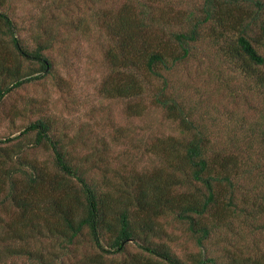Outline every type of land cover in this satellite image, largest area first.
Wrapping results in <instances>:
<instances>
[{
    "label": "trees",
    "instance_id": "trees-1",
    "mask_svg": "<svg viewBox=\"0 0 264 264\" xmlns=\"http://www.w3.org/2000/svg\"><path fill=\"white\" fill-rule=\"evenodd\" d=\"M143 2L117 5L102 17L109 42L104 58L120 77L104 89L110 97L149 96L176 124L178 135L155 145L160 167L120 183L108 177L100 159L77 157L80 144L51 136L52 124L44 118L18 136L0 138L4 145L33 135L34 146L52 153V173L29 167L20 186L12 173L0 172V264H187L162 240L169 235L160 220L168 216L186 225L199 248L188 264H219L220 254L210 250L213 237L246 213L241 183L256 177L259 156L251 160V147L231 144L227 152V146L213 144L195 121L196 104L187 107L172 93L167 76L193 57L205 29L225 59L264 88V74L258 73L264 68V0H200L185 28L166 20L162 26L148 16ZM52 5L61 12L69 7L64 0ZM0 8L1 104L15 89L49 73L45 52L55 36L46 33L34 49L26 48L13 7L0 0ZM25 62L44 74L24 75ZM138 107L136 115L142 113ZM251 137L258 140L256 133ZM131 245L138 252H130ZM229 247L234 246L225 239L220 250L225 254Z\"/></svg>",
    "mask_w": 264,
    "mask_h": 264
},
{
    "label": "rangeland",
    "instance_id": "rangeland-1",
    "mask_svg": "<svg viewBox=\"0 0 264 264\" xmlns=\"http://www.w3.org/2000/svg\"><path fill=\"white\" fill-rule=\"evenodd\" d=\"M6 1L15 11L13 17L26 48L34 49L38 38L45 40L46 33L51 38L53 34L55 41L45 52L51 64L49 73L15 89L0 104V138L18 136L29 123L44 118L52 124L51 136L62 135L66 142L80 144L75 149L77 157L100 159L115 183L130 182L133 176L160 167L155 145L168 136L176 137V124L151 104L149 96L110 97L104 89L120 77L104 58L109 42L101 29L102 17L117 5L133 6L137 0H64L69 6L64 12L56 10L52 0ZM142 1L151 19L183 28L188 14H197L200 3ZM208 36L202 29L193 57L167 77L171 92L180 95L187 107L196 104L195 121L206 129L213 144L227 146V152L232 150L231 144L251 147V160L259 156L255 160L259 166L256 177L246 176L241 183V193L249 203L248 207L241 205L246 213L213 237L210 250L220 254L219 264H264V88L259 80L247 78L233 67ZM259 72L264 74V68ZM23 74L44 73L37 64L25 62ZM137 106L142 110L140 115L134 113ZM252 133L258 140L251 137ZM0 166V172L12 173L20 186L29 167L52 173V153L44 146H34V136L29 135L0 145ZM7 208L13 210L9 205ZM160 221L169 235L162 240L188 264L199 248L186 225L173 216ZM225 239L234 247L223 254L220 247ZM129 250L138 252L135 245Z\"/></svg>",
    "mask_w": 264,
    "mask_h": 264
}]
</instances>
